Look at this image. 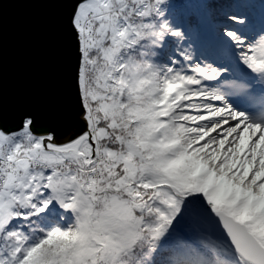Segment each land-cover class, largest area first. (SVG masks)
Returning <instances> with one entry per match:
<instances>
[{
	"label": "snow or ice",
	"instance_id": "1",
	"mask_svg": "<svg viewBox=\"0 0 264 264\" xmlns=\"http://www.w3.org/2000/svg\"><path fill=\"white\" fill-rule=\"evenodd\" d=\"M0 264H264V0H31L45 80L10 93Z\"/></svg>",
	"mask_w": 264,
	"mask_h": 264
},
{
	"label": "water",
	"instance_id": "2",
	"mask_svg": "<svg viewBox=\"0 0 264 264\" xmlns=\"http://www.w3.org/2000/svg\"><path fill=\"white\" fill-rule=\"evenodd\" d=\"M59 25V10L31 0L5 4L2 71L10 93L39 86L47 77Z\"/></svg>",
	"mask_w": 264,
	"mask_h": 264
}]
</instances>
